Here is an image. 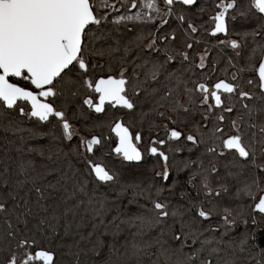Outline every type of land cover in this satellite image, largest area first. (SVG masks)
<instances>
[{"label":"snow or ice","instance_id":"1","mask_svg":"<svg viewBox=\"0 0 264 264\" xmlns=\"http://www.w3.org/2000/svg\"><path fill=\"white\" fill-rule=\"evenodd\" d=\"M216 8L209 32L199 0H0V264H264V0ZM229 15L253 24L217 42L236 71L186 79L215 69L197 37H229ZM122 29L120 63L146 50L171 87L129 93Z\"/></svg>","mask_w":264,"mask_h":264},{"label":"trees","instance_id":"2","mask_svg":"<svg viewBox=\"0 0 264 264\" xmlns=\"http://www.w3.org/2000/svg\"><path fill=\"white\" fill-rule=\"evenodd\" d=\"M200 4L205 8V11L203 13H197V16L199 17V19L197 20V23H202L205 25V27L209 30H211V27L213 26L210 21L209 18L214 16L217 8L216 5L220 2V0H199ZM242 2H246V0H242ZM119 7V5H117ZM137 9H132L133 12H135ZM229 12L231 13V10H229ZM227 24H228V28H229V33L231 37L236 38L235 36L232 35L233 31H241L243 29H248L251 28L253 26L252 22H247L244 21L242 19H240L239 17L235 20L232 21L230 18V15L227 17ZM129 27H131V25H129ZM154 27V26H152ZM146 32L149 30L148 27H145L144 29ZM130 35V34H129ZM113 37L114 39H120L121 40V44H120V51L118 52H114L113 53V58L111 60L112 63V67L115 69V74H118L119 72V68L120 67H126L128 69L127 75L130 79V83L128 85V90L129 93H131L132 87L136 84L137 79H139L140 81L144 82V86L148 88L149 93H151L152 89H159L160 92L162 93L163 91L166 90L167 87H171V85L168 83V81L164 78V76H160L158 78L157 81H152L151 78H147L145 79V73L149 71L151 64H145V60H151L154 57L149 56V54L147 53V51L145 50L144 52H138L136 49H133L127 56L126 58V63L121 64L120 63V57H122L124 55L123 53V45L125 42V34L123 32V29L121 30V32L119 33H113ZM224 37L223 34H218L216 37H211L208 32H201L198 35V39L201 40H205L207 41V47L210 49L209 51V59L206 61V63L208 65H212L213 63H215V69L213 70V68L211 66H209L206 70H201L199 68H194L192 70V72L188 73V75L186 76V79L188 77H191V80H197L199 81L201 79V73L203 72L205 76H211L212 77V81L209 82V85L211 86L212 82H215L218 79H225L226 78V73L227 76H230L232 73V71H236V68L230 67L228 65V58L229 56L232 55L231 53V49L229 48H225L224 46H220L218 45V41H221V39ZM147 41H145L146 43ZM103 42H97V47L101 46ZM109 43L113 44V47H115V43L114 40H110ZM205 47L204 44L200 45V48L197 49V51H202L203 48ZM91 59L96 60L98 63L103 64L104 65V73L103 74H108L107 73V67H108V63H109V58L108 57H99V56H95V57H91ZM235 62V61H234ZM178 61L173 62V66H178ZM195 63H199V60L196 59ZM137 65H143V67H138ZM133 72H135V77L133 76ZM193 73H195V75H193ZM99 74V72H98ZM189 87H192L191 82H189ZM143 96V93H142ZM186 97H181V100L183 101V99ZM152 99L151 95H149L147 97V100L150 102V100ZM196 103L199 104V98L196 99ZM148 103H145L144 108L145 110H147L148 107ZM56 107H60V103L59 101L56 102ZM161 111H164V109H161ZM119 113H117L118 115ZM198 119V117H197ZM73 123H75V121H72ZM156 123L158 125H160L159 129H153V133L152 135L155 134L156 131H160V135L158 138L160 139H166V137L163 135V124L166 123V121H160L157 120ZM24 126L26 127H31L32 124L29 123L27 121V119H25V123ZM78 126V125H77ZM149 125L147 122H145L143 125L137 124L134 128H132L131 130L133 131V133H135L136 131H142L143 136H144V141L142 145H138L139 147H141L142 149L146 146H148L150 139L152 138V136L149 134L148 131ZM42 131H47V128H42ZM104 132L106 135H111L112 136V140H115V136L114 134H111L108 128L104 129ZM0 143H2V141H0ZM17 143H19V141H17ZM47 143V139H41V138H35V139H31L27 141L28 146H39L42 144H46ZM111 147H114L115 144L112 143L110 145ZM109 150L108 146H106L105 148V152H107ZM31 155H35V154H31ZM188 153L185 151L183 153L178 154V158H181L183 156H187ZM37 161H39L41 158L39 156L35 157ZM105 163H108L110 166H115L116 168H120L121 167V163H120V159L118 157L115 156V154H112V158L108 161H105ZM153 163H155V161L152 158H146V160L143 162V164L141 165V169L142 171H144V173L146 175H152L153 173L148 172L147 169L150 168ZM125 166H127L128 162H124ZM159 170V169H156ZM188 178V174L187 172H182L179 174V179L181 181L187 180ZM190 192H193L194 194V190L189 188L188 189ZM127 201L125 200V203ZM132 211H135V206H130ZM242 230V226L241 228H238L237 231H241ZM132 231H135V229H132Z\"/></svg>","mask_w":264,"mask_h":264},{"label":"flooded vegetation","instance_id":"3","mask_svg":"<svg viewBox=\"0 0 264 264\" xmlns=\"http://www.w3.org/2000/svg\"><path fill=\"white\" fill-rule=\"evenodd\" d=\"M230 38H234V37H231V36H229V37H225V36H224L221 40L230 39ZM224 47L230 49V47H228L227 45H224ZM233 72H235V71H232L231 73H233ZM14 82H15V81H14Z\"/></svg>","mask_w":264,"mask_h":264},{"label":"rangeland","instance_id":"4","mask_svg":"<svg viewBox=\"0 0 264 264\" xmlns=\"http://www.w3.org/2000/svg\"><path fill=\"white\" fill-rule=\"evenodd\" d=\"M183 102H185V103H186V102H187V98H184V99H183Z\"/></svg>","mask_w":264,"mask_h":264}]
</instances>
